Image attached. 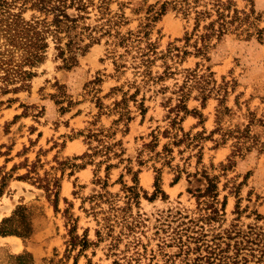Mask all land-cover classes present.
<instances>
[{
    "label": "rangeland",
    "instance_id": "1",
    "mask_svg": "<svg viewBox=\"0 0 264 264\" xmlns=\"http://www.w3.org/2000/svg\"><path fill=\"white\" fill-rule=\"evenodd\" d=\"M20 1L0 7V227L21 233H0V264H187L213 247L264 246V0H222L239 19L205 53L215 0L197 1L211 14L194 32L193 11L168 7L148 79L130 55L115 71L108 36L71 68L48 36L27 63L15 25L4 31ZM83 1L82 23L102 20V1L126 32L163 0Z\"/></svg>",
    "mask_w": 264,
    "mask_h": 264
},
{
    "label": "trees",
    "instance_id": "2",
    "mask_svg": "<svg viewBox=\"0 0 264 264\" xmlns=\"http://www.w3.org/2000/svg\"><path fill=\"white\" fill-rule=\"evenodd\" d=\"M16 0H0V7L3 9L14 5ZM198 0H163L158 4H151L146 11L145 21L140 22L136 29H129L122 32L116 20L112 17H104L105 10H103V3H99L96 8L101 13L99 19H102L98 24L85 25L82 23L88 12V4L83 0H21L19 5V12L12 13V19L8 21L4 31L11 30L10 24H14L13 40H21V47L27 51L25 61L31 65L41 61L43 52L48 47L49 43L47 37L51 36L55 42V49L58 51L57 57L62 60V67L71 68L77 63L78 53H83L87 48L100 41L101 37L108 36L105 41L107 46V54L111 55L116 72L123 71L127 65V57L131 56V64L143 69L139 71L144 77L154 78L151 75L150 66L156 60L158 51L157 44L151 39V31L158 21V19L168 10V7L180 8L183 14L191 11L195 13L194 32L199 23L200 18L205 15H210L209 9H197ZM30 3L29 6L27 4ZM76 4V5H74ZM229 1L215 0L213 6L215 7L216 18L209 21L203 26L204 32L200 34L202 46L197 48L198 53H205L208 48V42L212 36L216 35L217 39L228 31V27L238 20V11L233 10L230 13ZM74 7L76 13L70 14L67 9ZM27 8H35L44 13L43 18H31V20H24L20 18V13ZM7 10H2V14L9 15ZM52 13V18L48 19V15ZM116 26V27H115ZM239 26V25H238ZM100 32L99 35L97 33ZM188 34V33H187ZM249 35V34H248ZM186 40L190 39L186 35ZM87 40V41H86ZM111 45V48H109ZM122 48V51L118 49ZM31 71L22 70L21 77L25 79L31 77ZM155 78H160L157 76ZM176 110L188 111L184 99H180L175 106ZM144 110V109H143ZM158 177H156V182ZM132 191V188L130 189ZM136 193V192H135ZM0 233L7 234H21L16 229H5L3 225L0 227ZM234 251L228 253L226 249L213 247L210 248L206 254L197 257L195 261L187 264H264V246L257 248L246 247L247 244L235 245ZM255 249L259 253H255ZM246 250V251H245ZM258 254L256 259L254 257ZM257 262V263H256Z\"/></svg>",
    "mask_w": 264,
    "mask_h": 264
},
{
    "label": "crops",
    "instance_id": "3",
    "mask_svg": "<svg viewBox=\"0 0 264 264\" xmlns=\"http://www.w3.org/2000/svg\"><path fill=\"white\" fill-rule=\"evenodd\" d=\"M9 236H0L1 239H5V238H8ZM12 237V236H11ZM13 238H17L16 236H13ZM11 243L14 247H16L17 244H19V242L16 240V239H11ZM13 250L14 252H19L22 250V246L21 248L19 249H11Z\"/></svg>",
    "mask_w": 264,
    "mask_h": 264
}]
</instances>
